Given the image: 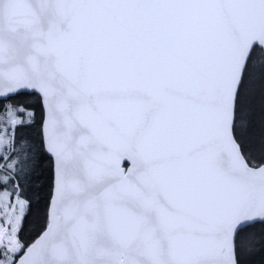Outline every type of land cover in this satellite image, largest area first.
<instances>
[{
	"label": "snow or ice",
	"instance_id": "obj_1",
	"mask_svg": "<svg viewBox=\"0 0 264 264\" xmlns=\"http://www.w3.org/2000/svg\"><path fill=\"white\" fill-rule=\"evenodd\" d=\"M0 264H264V0H0Z\"/></svg>",
	"mask_w": 264,
	"mask_h": 264
},
{
	"label": "trees",
	"instance_id": "obj_2",
	"mask_svg": "<svg viewBox=\"0 0 264 264\" xmlns=\"http://www.w3.org/2000/svg\"><path fill=\"white\" fill-rule=\"evenodd\" d=\"M37 111H39V110H37ZM30 195H32L33 196V199L35 200V192H33V193H31Z\"/></svg>",
	"mask_w": 264,
	"mask_h": 264
}]
</instances>
